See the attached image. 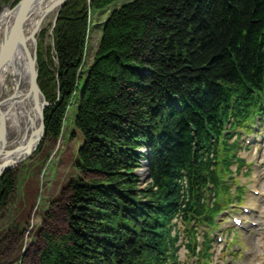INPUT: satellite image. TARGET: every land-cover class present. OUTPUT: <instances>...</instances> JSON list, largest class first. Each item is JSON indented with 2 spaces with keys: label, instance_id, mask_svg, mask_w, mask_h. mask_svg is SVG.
<instances>
[{
  "label": "trees",
  "instance_id": "16d2710c",
  "mask_svg": "<svg viewBox=\"0 0 264 264\" xmlns=\"http://www.w3.org/2000/svg\"><path fill=\"white\" fill-rule=\"evenodd\" d=\"M86 6H63L55 72L38 65L42 90L53 83L60 91L55 102L46 95L54 102L44 116L49 137L59 135L82 74ZM85 76L76 166L91 177L72 186L67 231L44 233L38 264H165L168 215L197 202L196 188L216 177L222 127L246 110L251 93H264V0L126 1L106 19ZM145 145L151 182L143 193L126 174ZM13 186L8 172L0 205Z\"/></svg>",
  "mask_w": 264,
  "mask_h": 264
},
{
  "label": "rangeland",
  "instance_id": "374dc122",
  "mask_svg": "<svg viewBox=\"0 0 264 264\" xmlns=\"http://www.w3.org/2000/svg\"><path fill=\"white\" fill-rule=\"evenodd\" d=\"M20 1L0 0V10L3 6L14 8ZM58 1L60 0H56L47 6L46 10H49L45 14L46 17L40 19L39 26L33 35L34 39L32 40L29 37L31 33L28 37H24L30 42L31 53L33 50L36 52L37 70L39 69V63H42L48 73L55 72L57 65L54 50L56 24L63 6L68 3V0L60 3ZM90 1L86 0L88 23L85 32L82 62L79 68L82 74L69 97L59 135L56 138L46 136L44 122V134L38 147L29 157L23 159L14 168H11L12 170L3 171L0 176L1 183L3 176L10 172L14 181L13 188L0 205V264H38L40 261V258L38 261V257L45 247L44 233L48 232L55 237L67 231L68 216L65 204L71 195L72 186L91 177L76 166L77 153L81 145H83V139L74 122L82 97V90L86 83L85 71L94 60L101 39L103 25L109 14L114 8L132 0H117L107 8L99 10L90 8ZM0 38H2V35ZM13 79L12 75L8 76L6 83L8 88L4 87V92L0 93V100H6L15 95ZM37 81L45 99L46 95L49 94L55 97L54 102L59 99L60 91L56 85L55 88H52L53 83H51V89L47 92L42 90L39 70ZM46 101L49 105L45 107V111L47 107L54 103L52 101L49 102L47 99ZM1 106L2 104L0 103ZM244 139L245 137L242 136L241 143ZM137 150L142 154V157L139 158L138 165H133V168L126 175L135 176L137 181L136 190H141L144 193L151 182V155L146 145ZM262 151V144H252L249 150L239 149L238 151L240 157L245 158L246 162H251L247 168L248 177L239 176L237 178L238 182L235 181L240 184H245L246 181L245 187L247 190L244 188L246 203L255 200V197L250 196L249 192H247L252 186L260 185L264 187V167L259 164V157L257 158L259 155L264 157ZM142 172H145L144 176L141 175ZM231 195L235 197L234 194ZM141 196L146 197L145 195ZM260 200V198H257L258 203ZM233 210L238 211L239 208L235 206L229 209V211ZM256 216L263 217L264 212ZM228 219L229 217L226 220L219 219L216 231L210 232L212 239H216L214 233L219 234L220 229L229 226L227 224ZM258 220L260 221V219ZM253 231L251 233H241L239 238L240 241L247 245V249L252 252L250 258H255L260 252L259 246L261 245L258 232ZM28 239L29 242L27 243L26 240ZM213 245L215 246L216 254H213L212 264H222L220 258L223 251L220 252V246L216 242ZM184 254L182 250L180 255L181 264H198L195 261L194 263L192 262L194 260L193 256L190 257L186 253V258ZM235 258L237 256L233 254L230 260Z\"/></svg>",
  "mask_w": 264,
  "mask_h": 264
},
{
  "label": "bare ground",
  "instance_id": "6f19581e",
  "mask_svg": "<svg viewBox=\"0 0 264 264\" xmlns=\"http://www.w3.org/2000/svg\"><path fill=\"white\" fill-rule=\"evenodd\" d=\"M54 1L56 0H37L35 2L24 24V37H28L34 27L40 22V19L46 17L45 14L48 12L46 8ZM19 8L20 4L14 8H11L10 6H3L1 8L0 37L2 35V38H0V43L4 42L10 33L15 18L20 11ZM29 43L28 39H25L26 48L23 46L17 47L10 62L0 70V93L4 92V87L8 88L6 87V83L9 75L14 77L12 83L15 87L14 96H11L6 100H0V103L2 104L0 107V118L1 115L3 118L0 121V168L4 163H9V167L14 168L18 164L20 156L24 155L26 151L25 146L27 141L31 138V134L37 131L38 119L34 109L35 99L29 91L30 81L28 78V60L31 55L26 53V49L28 50V53L29 51L31 53ZM38 100L40 102V98H38ZM247 112L250 114L252 113V110L247 109ZM262 122L264 123V119ZM141 175L144 176L145 172H142ZM252 204L254 208L258 205H256V203ZM174 210L181 211L180 207ZM171 216L172 215L169 214L167 218H171ZM26 242L28 243L29 239L26 240Z\"/></svg>",
  "mask_w": 264,
  "mask_h": 264
},
{
  "label": "water",
  "instance_id": "95a60500",
  "mask_svg": "<svg viewBox=\"0 0 264 264\" xmlns=\"http://www.w3.org/2000/svg\"><path fill=\"white\" fill-rule=\"evenodd\" d=\"M37 0H21L20 1V8L17 17L15 18V21L13 23V26L11 28L10 33L8 34L6 40L1 43L0 46V70L3 68V66L10 62L12 59L16 48L19 46H25V38L23 35L24 31V24L25 21L27 20V17L29 16V12L32 8V6L35 4ZM64 0L58 1V3L63 2ZM62 4V3H61ZM49 9H47L48 11ZM40 23V22H39ZM39 23L34 27L30 34V38L32 40L34 39L33 35L36 32ZM28 50L26 49V53L30 56L28 62H29V70H28V78L30 81V88L29 91L31 92L34 100V109L37 114V131L33 132L31 134V138L27 141L26 146H25V153L24 155L20 156L18 163L21 162L23 159L29 157L32 152L38 147L40 140L44 134V111L45 107L49 105V103L46 101L45 97L41 93L39 86H38V70H37V64H36V52L35 50L32 51V53L27 52ZM40 98V102L38 100ZM38 101V102H37ZM41 103V106H40ZM2 115L0 118V121L2 120ZM8 164H3L0 168V176L3 173V171H6L8 169H11Z\"/></svg>",
  "mask_w": 264,
  "mask_h": 264
}]
</instances>
